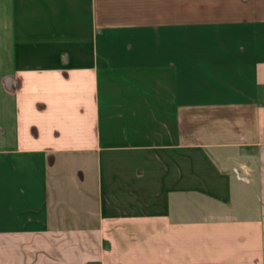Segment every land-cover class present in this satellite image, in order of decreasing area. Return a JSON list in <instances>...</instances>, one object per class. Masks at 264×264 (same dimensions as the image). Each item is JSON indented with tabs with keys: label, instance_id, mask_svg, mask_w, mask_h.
Listing matches in <instances>:
<instances>
[{
	"label": "crops",
	"instance_id": "1",
	"mask_svg": "<svg viewBox=\"0 0 264 264\" xmlns=\"http://www.w3.org/2000/svg\"><path fill=\"white\" fill-rule=\"evenodd\" d=\"M0 264H264V0H0Z\"/></svg>",
	"mask_w": 264,
	"mask_h": 264
},
{
	"label": "rangeland",
	"instance_id": "2",
	"mask_svg": "<svg viewBox=\"0 0 264 264\" xmlns=\"http://www.w3.org/2000/svg\"><path fill=\"white\" fill-rule=\"evenodd\" d=\"M186 156H188L187 154H185ZM189 157H191V156H189ZM193 157V156H192Z\"/></svg>",
	"mask_w": 264,
	"mask_h": 264
}]
</instances>
